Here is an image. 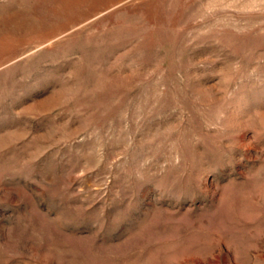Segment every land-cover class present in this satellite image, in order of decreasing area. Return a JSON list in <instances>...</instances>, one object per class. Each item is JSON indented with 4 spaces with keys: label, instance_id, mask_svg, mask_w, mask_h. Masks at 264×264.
I'll return each instance as SVG.
<instances>
[{
    "label": "rangeland",
    "instance_id": "rangeland-1",
    "mask_svg": "<svg viewBox=\"0 0 264 264\" xmlns=\"http://www.w3.org/2000/svg\"><path fill=\"white\" fill-rule=\"evenodd\" d=\"M0 264H264V0H0Z\"/></svg>",
    "mask_w": 264,
    "mask_h": 264
},
{
    "label": "bare ground",
    "instance_id": "bare-ground-1",
    "mask_svg": "<svg viewBox=\"0 0 264 264\" xmlns=\"http://www.w3.org/2000/svg\"><path fill=\"white\" fill-rule=\"evenodd\" d=\"M1 41V40H0Z\"/></svg>",
    "mask_w": 264,
    "mask_h": 264
}]
</instances>
